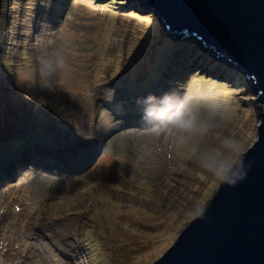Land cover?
Here are the masks:
<instances>
[{
    "label": "rangeland",
    "instance_id": "1",
    "mask_svg": "<svg viewBox=\"0 0 264 264\" xmlns=\"http://www.w3.org/2000/svg\"><path fill=\"white\" fill-rule=\"evenodd\" d=\"M180 33L138 0L2 1L0 264H152L215 193L196 161L251 146L256 95ZM171 89L214 94L227 122L186 142L147 129L136 98Z\"/></svg>",
    "mask_w": 264,
    "mask_h": 264
},
{
    "label": "water",
    "instance_id": "2",
    "mask_svg": "<svg viewBox=\"0 0 264 264\" xmlns=\"http://www.w3.org/2000/svg\"><path fill=\"white\" fill-rule=\"evenodd\" d=\"M138 1L166 30L196 33L207 51L248 72L258 107L257 138L242 152L251 162L246 178L220 184L201 207L210 221L194 219L200 208L152 264H264V0Z\"/></svg>",
    "mask_w": 264,
    "mask_h": 264
},
{
    "label": "clouds",
    "instance_id": "3",
    "mask_svg": "<svg viewBox=\"0 0 264 264\" xmlns=\"http://www.w3.org/2000/svg\"><path fill=\"white\" fill-rule=\"evenodd\" d=\"M202 44L205 46L204 43ZM197 47L201 52L207 54L208 51L201 45L197 44ZM209 57L234 67L237 70L236 78L242 80L241 74H243L248 81V72L235 67L234 62L229 61V59H219V56ZM215 61L217 62V60ZM215 61L213 62L215 63ZM135 103L139 107L141 122L147 129L152 131L164 129L181 142H186L187 138L194 134L212 132L228 120L222 101L211 93H194L191 90L180 93L171 89L162 92L160 95L149 92L145 96L137 97ZM225 149L233 157L228 163H214L213 155L210 152L201 153L196 162L212 172L222 185L235 187L237 183L246 178L251 162L245 163L244 155L246 153L240 151L241 145L237 140H226ZM195 155L196 153L193 151V156ZM207 207L201 208L194 219H209L210 221V218L206 216Z\"/></svg>",
    "mask_w": 264,
    "mask_h": 264
},
{
    "label": "bare ground",
    "instance_id": "4",
    "mask_svg": "<svg viewBox=\"0 0 264 264\" xmlns=\"http://www.w3.org/2000/svg\"><path fill=\"white\" fill-rule=\"evenodd\" d=\"M181 33H182V35H181ZM181 33H180V36L178 37V39H180V40H182V39L185 37L184 32L181 31ZM204 48H205V47H204ZM197 51H198V48H197ZM202 51H203V50H202ZM201 53L204 54V56H203V59H204L206 53H203V52H201ZM194 54H195V53H194ZM207 54H208V55H207ZM207 54H206L207 57H208V56H212V55H211L210 53H208V52H207ZM195 55H198V54H195ZM181 56H183V55H181ZM200 57H201V56L198 55V58H200ZM203 59H202V60H203ZM215 60H217V59H215ZM213 61H214V60H213ZM203 67H204V66H203ZM196 68H197V69H201L202 66L196 64ZM204 71H205V69H204ZM31 150H33V149H32V148H29V150L27 149V150L25 151V153H22V154L20 155V157L25 156V154H26L28 151L31 152ZM34 150H35V149H34ZM18 153H19V150H18ZM14 154H16L15 151H11V152L7 153V157H12V156H13V157L15 158V155H14ZM12 168H13V167H12ZM12 168H11V169H12ZM3 170H5V169H3V168L0 167V173H1V174H2V171H3ZM1 174H0V176H1Z\"/></svg>",
    "mask_w": 264,
    "mask_h": 264
},
{
    "label": "trees",
    "instance_id": "5",
    "mask_svg": "<svg viewBox=\"0 0 264 264\" xmlns=\"http://www.w3.org/2000/svg\"><path fill=\"white\" fill-rule=\"evenodd\" d=\"M124 1H125V0H124ZM186 48H187V45L185 44L184 47H183V46H182V47H179V49L176 50V51L178 52V54H181V55H183V54L185 55V54H186L188 58L192 59L191 56H190V53H189L188 49H186ZM185 51L188 52L189 54H188V53H185ZM190 52H191V50H190ZM199 52H201V51L199 50ZM191 53H192V52H191ZM205 53H206V52H205ZM184 55H183V56H184ZM196 56L198 57V55H196ZM184 57H185V56H184ZM229 61H230V60H229ZM215 62H216V61H215ZM15 153H16V155H18V154H19V153H18V150H16ZM0 174H1V173H0Z\"/></svg>",
    "mask_w": 264,
    "mask_h": 264
}]
</instances>
